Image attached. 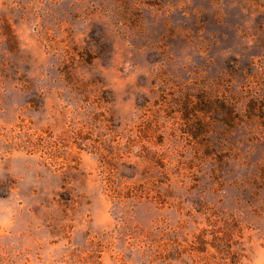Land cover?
I'll list each match as a JSON object with an SVG mask.
<instances>
[{"label":"rangeland","instance_id":"374dc122","mask_svg":"<svg viewBox=\"0 0 264 264\" xmlns=\"http://www.w3.org/2000/svg\"><path fill=\"white\" fill-rule=\"evenodd\" d=\"M0 264H264V0H0Z\"/></svg>","mask_w":264,"mask_h":264}]
</instances>
